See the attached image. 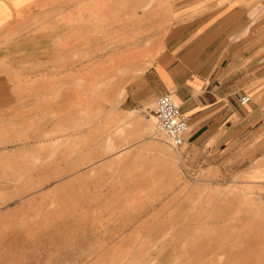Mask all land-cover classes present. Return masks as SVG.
<instances>
[{"label":"rangeland","instance_id":"obj_1","mask_svg":"<svg viewBox=\"0 0 264 264\" xmlns=\"http://www.w3.org/2000/svg\"><path fill=\"white\" fill-rule=\"evenodd\" d=\"M26 1L14 64L32 85L0 112V264H264V203L251 187L168 161L151 146L172 152L155 117L149 138L102 130L118 120L99 110L103 95L119 94L120 63L184 59L188 25L207 30L202 60L223 61L220 48L237 41L247 55L251 37L264 48V0H238L225 23L220 0ZM46 75L51 102L38 83Z\"/></svg>","mask_w":264,"mask_h":264},{"label":"crops","instance_id":"obj_2","mask_svg":"<svg viewBox=\"0 0 264 264\" xmlns=\"http://www.w3.org/2000/svg\"><path fill=\"white\" fill-rule=\"evenodd\" d=\"M25 1L0 0V112L14 110L16 93L32 85L27 80L15 78L16 12L28 5L29 1ZM237 5L238 0H220L222 23L233 18ZM152 21L159 22V18ZM168 21H173L172 16ZM185 22L190 24V17ZM189 27L183 30L186 53L180 62L177 56L170 59L173 52L168 56L164 52L166 55L145 67L137 62L120 63L118 86H115L119 94L103 95V105L99 107L104 116L108 113L106 117L116 118L118 124L103 126L102 130H143L140 135L151 138L155 130L156 101L164 94H171L188 120L184 144L178 149L171 147L172 152L166 143L159 142L162 140L152 139L151 146L158 152H165L168 161L177 157L190 176L200 175L206 177L205 181L230 178L251 187L253 194L264 203V48L255 49L254 37H251L247 55L239 51L237 41L220 48L224 56L230 55L223 61L202 60L201 55L207 53V30L192 32ZM230 46L232 48L228 49ZM45 63L46 69V60ZM38 83L45 102L53 101L47 75ZM243 96H249V101L242 103ZM54 101L59 99L54 97ZM94 109L91 105L88 113ZM129 148H118V153L111 154L106 162L115 161ZM153 156L156 158L159 154ZM199 224L200 229L219 230L222 226L220 222Z\"/></svg>","mask_w":264,"mask_h":264},{"label":"built area","instance_id":"obj_3","mask_svg":"<svg viewBox=\"0 0 264 264\" xmlns=\"http://www.w3.org/2000/svg\"><path fill=\"white\" fill-rule=\"evenodd\" d=\"M249 99V96H243L242 103L248 102ZM154 114L170 146L173 149L180 148L189 129L187 117L180 104L171 94H164L157 99Z\"/></svg>","mask_w":264,"mask_h":264}]
</instances>
